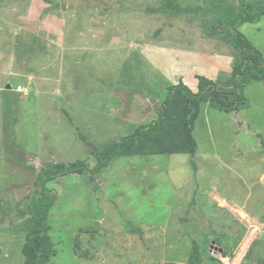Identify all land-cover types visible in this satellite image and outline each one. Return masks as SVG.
<instances>
[{"label": "rangeland", "instance_id": "obj_1", "mask_svg": "<svg viewBox=\"0 0 264 264\" xmlns=\"http://www.w3.org/2000/svg\"><path fill=\"white\" fill-rule=\"evenodd\" d=\"M242 1L0 0V264L25 263L31 221L18 203L44 165L93 168L94 151L157 119L180 80L230 88L241 53L221 19ZM239 29L264 54V15ZM246 95L242 111L203 104L194 154L117 156L97 189L87 173L48 181L58 193L48 264H190L195 241L207 262L223 249L261 264L264 81Z\"/></svg>", "mask_w": 264, "mask_h": 264}, {"label": "trees", "instance_id": "obj_2", "mask_svg": "<svg viewBox=\"0 0 264 264\" xmlns=\"http://www.w3.org/2000/svg\"><path fill=\"white\" fill-rule=\"evenodd\" d=\"M263 15L264 0H243L239 5L230 3L224 8L221 21L226 30L221 33L227 35L241 53L234 61L229 89H221L217 80L201 74L197 75V91L180 80L169 86L167 97L157 107V119L139 125L132 133L115 141L106 151H94L98 162L93 168L84 160L69 165L47 163L42 167L32 195L18 203L19 215L29 217L31 221L23 248L26 257L24 264H48L57 253L49 218L58 200V193L47 186L48 181L70 174L87 173L88 180L97 189L99 181L96 175L117 156L194 154L198 146L194 131L204 103L225 112L241 111L251 106L246 87L252 81H264V54L239 28L246 22L259 21ZM259 219L264 221V218ZM200 247L196 241L193 242L190 264L207 262L202 257ZM75 251L84 257L80 252L78 237L75 240ZM222 254L225 255L226 251ZM220 262L219 258L212 256V261L206 264ZM261 264H264V259Z\"/></svg>", "mask_w": 264, "mask_h": 264}, {"label": "built area", "instance_id": "obj_3", "mask_svg": "<svg viewBox=\"0 0 264 264\" xmlns=\"http://www.w3.org/2000/svg\"><path fill=\"white\" fill-rule=\"evenodd\" d=\"M220 259V264H236L233 259L230 258L228 255H224L221 253V256L219 257Z\"/></svg>", "mask_w": 264, "mask_h": 264}, {"label": "water", "instance_id": "obj_4", "mask_svg": "<svg viewBox=\"0 0 264 264\" xmlns=\"http://www.w3.org/2000/svg\"><path fill=\"white\" fill-rule=\"evenodd\" d=\"M6 88L7 89H12V85L11 84H8L7 86H6ZM213 244H214V242H213ZM213 246V245H212ZM221 252H223V249L221 250Z\"/></svg>", "mask_w": 264, "mask_h": 264}, {"label": "crops", "instance_id": "obj_5", "mask_svg": "<svg viewBox=\"0 0 264 264\" xmlns=\"http://www.w3.org/2000/svg\"><path fill=\"white\" fill-rule=\"evenodd\" d=\"M193 90H195V91H197V89H195L194 87L192 88ZM242 111V110H241ZM217 200V199H216ZM218 201V204L220 205V201L219 200H217Z\"/></svg>", "mask_w": 264, "mask_h": 264}]
</instances>
